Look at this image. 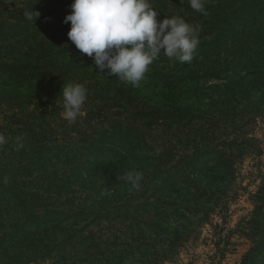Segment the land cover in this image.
Returning a JSON list of instances; mask_svg holds the SVG:
<instances>
[{
	"label": "trees",
	"instance_id": "obj_1",
	"mask_svg": "<svg viewBox=\"0 0 264 264\" xmlns=\"http://www.w3.org/2000/svg\"><path fill=\"white\" fill-rule=\"evenodd\" d=\"M36 2L0 0V134L6 139L0 146V264L173 260L215 211L227 209L237 162L260 152L251 131L264 115V0H207L206 15L189 0H149L158 22L177 16L199 29L190 63L161 55L145 74L149 82L165 83L170 72H199V129L184 145L162 130L166 119L192 117L190 105H177L182 95H162L157 108L145 107L140 86L99 72L69 40L71 25L63 21L73 0ZM31 8L40 13L35 23L23 15ZM64 83L85 84L83 106L94 103L72 124L58 117ZM118 101L126 120L141 126L130 123L138 132L135 145L151 127L160 128L154 146H140V159L105 150L126 122L110 116ZM131 171L142 173L139 190L125 179ZM254 198L258 234L264 175ZM261 249L241 264H251ZM219 250L223 255L225 242Z\"/></svg>",
	"mask_w": 264,
	"mask_h": 264
},
{
	"label": "clouds",
	"instance_id": "obj_2",
	"mask_svg": "<svg viewBox=\"0 0 264 264\" xmlns=\"http://www.w3.org/2000/svg\"><path fill=\"white\" fill-rule=\"evenodd\" d=\"M189 3L194 11L207 14V0ZM70 8L71 13L63 22H70L67 36L76 49L92 58L99 72L106 71L107 76L117 77L133 87L140 86L149 66L161 55L190 63L200 43L199 29L182 17H165L158 22L159 11L149 0H73ZM23 15L35 23L40 13L31 8ZM60 94L64 118L69 124L75 123L87 100L86 85L64 83ZM5 143V136L0 134V146ZM142 178V173L136 171L125 177L136 190ZM3 182H8L7 177Z\"/></svg>",
	"mask_w": 264,
	"mask_h": 264
},
{
	"label": "rangeland",
	"instance_id": "obj_3",
	"mask_svg": "<svg viewBox=\"0 0 264 264\" xmlns=\"http://www.w3.org/2000/svg\"><path fill=\"white\" fill-rule=\"evenodd\" d=\"M176 72L179 77L170 72L172 78L168 77L165 83L160 81L154 83L144 79L140 82V88L143 90L138 96L141 98L139 103L145 105V107L157 108L162 95L173 93L174 96L182 95L184 99L177 101V105L179 109L190 105L189 111L191 112L189 113L192 117L180 120L175 117L166 119V121H163L162 130L169 134L173 143L184 145L187 143L186 140L193 138L191 133L199 129V120L194 119L195 116L199 117V72L193 76L180 70ZM156 86V89H161L160 96L157 97L153 96L151 92V89ZM192 93H195V95ZM90 105H94V103L88 102L87 106H83L82 116L83 111L89 109L88 106ZM120 105L125 106L124 101H118L109 108L110 116L114 121L126 122L108 142L105 150L108 155H117L118 158L127 156L140 159L142 158L140 152L143 151L140 146L143 143L154 146L153 139L157 138L156 133L160 128L151 127L140 140V145H135V139L137 138L132 137L137 136L138 132L134 130L135 128L130 127V123L139 128L141 126L137 122L126 120L127 112L121 109ZM104 108L106 109V107ZM27 109L31 110L32 106L28 105ZM63 111L61 110L58 114L61 119H65ZM251 137L258 140L260 152L256 155L244 156L237 162L236 179L233 187L235 194L228 202L227 209L215 211L210 219L197 229L178 255L173 260L165 261L162 264H241L243 257L255 247L262 249L257 258L253 257L254 260L251 264H264V246L261 247V239H264V218L261 222L259 221L261 223L260 232L257 234L255 229L258 220L254 218L253 214L256 205L254 195L258 191L264 175V115L259 116L256 124L252 126ZM125 138L129 142L131 141L133 147L129 148L127 146ZM101 158L106 160L104 155ZM224 242L225 250L221 255L219 249L223 247Z\"/></svg>",
	"mask_w": 264,
	"mask_h": 264
}]
</instances>
